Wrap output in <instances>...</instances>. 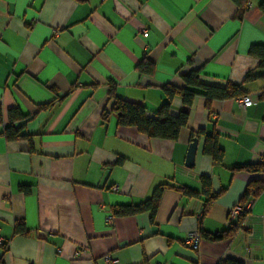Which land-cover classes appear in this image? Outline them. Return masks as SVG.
I'll return each instance as SVG.
<instances>
[{
	"label": "crops",
	"instance_id": "obj_1",
	"mask_svg": "<svg viewBox=\"0 0 264 264\" xmlns=\"http://www.w3.org/2000/svg\"><path fill=\"white\" fill-rule=\"evenodd\" d=\"M261 1L250 0L238 21L230 0H0V113L6 121L17 109L24 119L14 128L31 136L7 142L0 135L3 264H264V194L231 239H200L196 250L183 243L200 229L225 231L246 185L264 179L230 170L264 161V77L242 86L251 99L245 109L236 99L207 107L202 96L185 109L173 98L170 114H188L174 141L101 116L114 101L110 82L115 97L142 104L150 116L166 101L163 88L184 87L192 71L216 87L241 83L249 72L264 75L248 55L250 46H264ZM144 58L155 66L151 76L135 70ZM212 134L223 151L220 164L202 152ZM201 176L220 193L205 212L203 196L167 189L153 222L140 213L107 223L114 207L137 205L160 185L198 191ZM16 221L27 237L13 234Z\"/></svg>",
	"mask_w": 264,
	"mask_h": 264
},
{
	"label": "trees",
	"instance_id": "obj_2",
	"mask_svg": "<svg viewBox=\"0 0 264 264\" xmlns=\"http://www.w3.org/2000/svg\"><path fill=\"white\" fill-rule=\"evenodd\" d=\"M237 8L235 13V19L241 21L250 0H230ZM257 9L259 13L264 17V1H261ZM248 55L255 58L258 61L257 68L264 70V46L252 45L248 49ZM136 72L141 76H151L154 73L155 66L148 59H142L141 62L135 68ZM264 75L254 74L249 72L244 77L241 83L228 82L223 87H216L203 84L198 75V71H192L187 76L183 77L184 87L177 88L172 85H166L163 88L166 101L158 108L153 115H148L145 107L139 103L129 102L120 98H117L113 94V84L110 82L109 97L114 101L109 110L102 112V119H106L110 114H114L117 117V124L123 127H132L142 135L149 138L170 140L177 139L179 131L186 126L188 120V114L186 111L181 110L178 114H170L171 102L173 98L179 97L181 99V105L183 108L188 109L195 96H202L205 99V105L208 107L212 101H223L227 99H238L246 96L242 86L248 82L254 81L258 78H262ZM24 116L17 110L12 109L8 111L6 121L3 120L0 113V135L7 142H16L20 140H27L30 142L31 136L21 134L19 129L14 128L15 122L21 121ZM202 135V131H198L195 134H191V140L197 139ZM217 134L205 136L202 152L205 156L211 158L215 163H221L223 160V151L217 144ZM119 159L117 163H121ZM234 172H245L248 174H261L264 173V161L255 164H236L230 169ZM200 188L198 191L190 188L182 187L175 188L168 185H160L156 187L149 198L138 203L137 205H124L116 206L113 208L111 215L119 217L134 216L140 213H148L150 220L153 222L154 216L157 212L159 202L163 192L167 189L175 190L187 197L203 196L205 198V205L203 211L205 212L210 203L215 200L220 193L213 194L210 190V180L206 176L200 177ZM20 190L28 193L29 189L20 187ZM264 194V179L250 181L239 199L238 205L244 207L251 203L259 195ZM247 212H243L233 222L228 223V228L220 233H207L201 229L198 231L200 239H206L212 242L226 241L241 228L242 222ZM13 234L16 236L27 237L29 235L22 221H16L13 226ZM1 244V243H0ZM2 249L6 247V243L0 245ZM0 264H3L0 260ZM217 264H242L241 262L232 259H222Z\"/></svg>",
	"mask_w": 264,
	"mask_h": 264
},
{
	"label": "built area",
	"instance_id": "obj_3",
	"mask_svg": "<svg viewBox=\"0 0 264 264\" xmlns=\"http://www.w3.org/2000/svg\"><path fill=\"white\" fill-rule=\"evenodd\" d=\"M147 35H148L147 31L144 30L142 32V36L143 37H147ZM236 101H237L238 106L241 109H245L246 107H248L251 104V99L248 96L240 97V98L236 99ZM112 191L113 192L117 191V187L116 186L112 187ZM249 205H250V203L247 204V205H245L244 207H241L239 205H236V206L232 207L229 210V212H228L227 222L228 223H231L239 215H241L243 212H247L249 210ZM106 220H107V223L109 225H111V223L113 221V216L112 215H109ZM199 242H200L199 234H198L197 231H195V232L189 233L186 236V238L184 239V242L183 243H184V245L186 247L191 248L193 250H196L198 248ZM77 255H78V253H75V256H77ZM104 261H106L107 263H109L111 261V257L110 256L104 257Z\"/></svg>",
	"mask_w": 264,
	"mask_h": 264
},
{
	"label": "water",
	"instance_id": "obj_4",
	"mask_svg": "<svg viewBox=\"0 0 264 264\" xmlns=\"http://www.w3.org/2000/svg\"><path fill=\"white\" fill-rule=\"evenodd\" d=\"M196 147H197V139H193L188 146L184 161V166L187 168H191L193 166Z\"/></svg>",
	"mask_w": 264,
	"mask_h": 264
}]
</instances>
